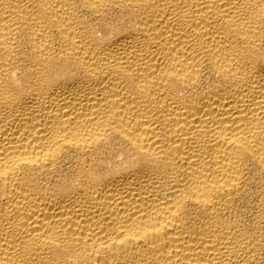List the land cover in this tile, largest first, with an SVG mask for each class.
<instances>
[{
	"label": "bare ground",
	"instance_id": "6f19581e",
	"mask_svg": "<svg viewBox=\"0 0 264 264\" xmlns=\"http://www.w3.org/2000/svg\"><path fill=\"white\" fill-rule=\"evenodd\" d=\"M0 264H264V0H0Z\"/></svg>",
	"mask_w": 264,
	"mask_h": 264
}]
</instances>
